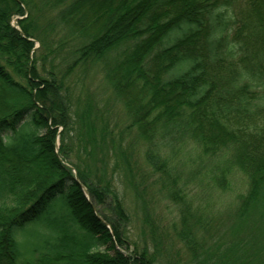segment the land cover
<instances>
[{
    "label": "trees",
    "instance_id": "16d2710c",
    "mask_svg": "<svg viewBox=\"0 0 264 264\" xmlns=\"http://www.w3.org/2000/svg\"><path fill=\"white\" fill-rule=\"evenodd\" d=\"M92 66L121 124L78 92ZM186 145L212 187L243 172L233 207L192 205ZM118 185L150 227L154 192L179 207L186 264H264V0H0V264H178L128 240Z\"/></svg>",
    "mask_w": 264,
    "mask_h": 264
},
{
    "label": "rangeland",
    "instance_id": "374dc122",
    "mask_svg": "<svg viewBox=\"0 0 264 264\" xmlns=\"http://www.w3.org/2000/svg\"><path fill=\"white\" fill-rule=\"evenodd\" d=\"M15 21V20H13ZM35 41V47L38 46ZM41 51L38 52L40 54ZM43 67H48V64H42L38 61V71L43 74ZM75 80H78V92L86 98H93V100L100 106L109 105V116L112 123H120L123 111L120 104L112 97L110 89L106 86L101 74L94 67H90L85 73L81 74L80 71L74 73ZM191 145H186L184 148H178L173 155V162L178 165L182 174L179 177L180 182H186L191 189L193 195L192 205H213L216 209L224 211L229 207H233L236 203V198L239 193L246 192L247 180L243 172L234 170L228 176V184L224 188L212 187L211 171L213 166L212 160L200 159L197 155L198 151ZM86 160L85 158L82 159ZM84 162V161H83ZM87 163L88 168H93L94 165L90 160ZM95 168V167H94ZM73 173L76 174L74 167ZM198 170L196 176L192 172ZM146 177V173H145ZM155 179L152 173L148 174L146 181L151 182ZM83 185V184H82ZM84 186V185H83ZM85 187V186H84ZM119 192L123 199L125 208L130 214V220L127 224L128 240L131 243H136L138 247L146 245L150 250L154 251V246L151 237V229L155 237L160 239L159 249L156 250V255L160 253L165 262L173 261L178 264H186L188 257L184 249L178 242H174L171 247H166L169 241L171 232V223L177 222L176 216L178 215L179 207L172 204L167 199H163L162 195L154 192L152 199L148 203L149 223L151 227L143 220L144 213L138 209L133 201L130 190L124 188L123 185H118ZM154 190V189H153ZM190 192V190H189ZM147 198V196H145ZM107 205V204H105ZM106 208V207H105ZM108 209V208H106ZM105 211V210H104ZM109 215L108 210L105 211ZM161 237V238H160Z\"/></svg>",
    "mask_w": 264,
    "mask_h": 264
},
{
    "label": "water",
    "instance_id": "95a60500",
    "mask_svg": "<svg viewBox=\"0 0 264 264\" xmlns=\"http://www.w3.org/2000/svg\"><path fill=\"white\" fill-rule=\"evenodd\" d=\"M29 39H31V38H29ZM57 146H58V145H56V148H57ZM56 151H57V150H56ZM80 186L82 187V189H83V191H84V194H85L86 198L89 199V196H88V193H87L85 187H84L82 184H80ZM95 213H96L97 216H99V214H98L97 212H95ZM101 220H102V222H103L106 226H108V224H107L103 219H101ZM108 227H109V226H108Z\"/></svg>",
    "mask_w": 264,
    "mask_h": 264
}]
</instances>
